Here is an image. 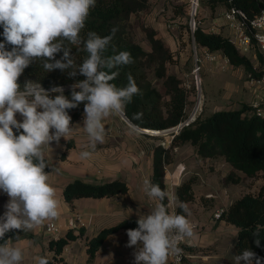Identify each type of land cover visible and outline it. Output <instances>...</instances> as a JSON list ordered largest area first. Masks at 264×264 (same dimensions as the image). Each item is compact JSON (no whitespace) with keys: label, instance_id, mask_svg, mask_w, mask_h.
I'll return each mask as SVG.
<instances>
[{"label":"clouds","instance_id":"9594fccd","mask_svg":"<svg viewBox=\"0 0 264 264\" xmlns=\"http://www.w3.org/2000/svg\"><path fill=\"white\" fill-rule=\"evenodd\" d=\"M95 4L96 0H0L4 37L0 42V190L9 197L0 217V239L12 230L31 231L60 215L56 188L49 183L51 173L45 171L44 148L61 137L67 139L74 130L67 110L85 102L83 129L90 150L81 151L79 156L88 159L105 141L104 119L124 116L127 105L140 94L131 76L124 87L112 83L118 75L112 70L133 62L128 51L105 55L115 29L104 37L94 31L86 38L81 36ZM6 44L12 46L10 50ZM72 46L87 54L82 63H76ZM35 60L41 61L45 71L70 70V77L80 74L86 78L72 85L71 99L60 86L51 88L57 93L54 98L38 82L26 81L21 88L18 80ZM17 113L22 122L16 119ZM132 119H139V115ZM129 124L132 131L138 130L131 121ZM13 129L22 132L16 135ZM144 186L147 196L159 202L149 214L139 216L137 228L127 230V246L136 247L135 264H168L170 256L182 253L180 242L196 235V225L186 215L169 213L163 203L167 193L158 184L146 179ZM180 207L188 213L185 205ZM260 233V227L252 232L257 246ZM11 241L0 244V264H21L24 259L23 250ZM35 260L49 264L46 256ZM241 261L262 264L251 249L233 257L234 264Z\"/></svg>","mask_w":264,"mask_h":264},{"label":"trees","instance_id":"16d2710c","mask_svg":"<svg viewBox=\"0 0 264 264\" xmlns=\"http://www.w3.org/2000/svg\"><path fill=\"white\" fill-rule=\"evenodd\" d=\"M150 1L96 0L95 7L90 10L81 36L86 38L89 31H94L104 37L111 35L115 29L105 55L128 51L133 62L113 69L112 71H117L118 75L112 83L118 87H124L128 84V78L131 76L140 89V94L135 95L132 102L127 105L125 115L141 129L165 130L178 126L188 118L186 113L188 99L181 79L168 73V65L176 62L175 54L157 36V31L152 27L143 26V31H145L151 47L149 51L145 50L136 40L133 16L145 12ZM208 6L212 12L219 7H223L225 10L232 7L239 8L253 18L264 6V0H208ZM2 33L3 28L0 27V42L4 41ZM192 38L198 46L207 48L211 53H221L227 57L233 67H242L246 73L256 78L263 75L264 72L256 69L249 57L238 52L224 32L212 33L198 24L192 32ZM11 47L6 44L8 50ZM71 54L76 58L77 64L82 63L83 58L87 55L83 51H78L75 46L71 47ZM62 55L61 52L57 54L56 58L60 59ZM259 62L262 67L264 65L262 55H259ZM69 71L59 69L45 71L41 61L35 60L24 70L18 83L23 88L26 81L38 82L50 92L52 98L57 93H52L51 88L60 86L64 89V95L71 99L72 85L86 77L80 74L70 77ZM148 71H152L157 78L163 80L166 92L170 96L168 102L163 101L162 94L148 80ZM79 90L76 89V91ZM84 103L81 102L76 108L67 110L71 116V123L82 117ZM134 114H138L139 119H132ZM13 131L16 135L22 132V130L17 131L16 129ZM172 135L169 147L158 144L152 151L151 182L158 184L166 193V173L167 167L173 163V149L186 143H190L196 148L200 158L222 159L230 165L231 170L223 179L224 185L237 184L245 179L262 181L256 193H245L225 208L218 221H224L237 229L236 255L242 254L245 249H251L264 264V117L257 116L249 104L242 103L241 107L236 110H219L207 116L199 114L194 122L184 126L179 133L174 132ZM45 160L48 165L45 171L49 172L51 167L48 160L46 158ZM193 182L192 178L177 187V214L186 215L180 205L186 206L187 203L195 199ZM128 191L127 182L120 179L100 184L77 179L65 187L63 195L66 201L73 202L85 197H117L127 194ZM203 199L201 198L202 201ZM163 203L169 210L168 195ZM137 220L138 218L124 219L116 225L102 229L90 239L87 248V264H93L96 254L110 235L122 230L137 228ZM257 227L261 228L259 246L255 243L256 237L252 235ZM23 234L20 230H12L6 233L1 241H6L9 238L16 239L17 236L20 238ZM76 238L77 236L70 231L65 237L51 240L49 247L54 251V257L48 258L49 264H55L57 256L62 255L64 248Z\"/></svg>","mask_w":264,"mask_h":264},{"label":"crops","instance_id":"0c3cea01","mask_svg":"<svg viewBox=\"0 0 264 264\" xmlns=\"http://www.w3.org/2000/svg\"><path fill=\"white\" fill-rule=\"evenodd\" d=\"M209 31L215 33L225 31L226 35L230 34L228 26L223 31L219 29ZM204 49L208 50L205 47ZM212 54L217 56L216 59L212 60L206 57L204 62V67L206 68L207 66V71L210 73L213 74V68L220 66L221 63L222 67L229 66L228 70L230 72L232 71L231 69L235 68L230 63H228L229 65L226 63L225 57L221 53ZM230 76L231 81H229L228 87L225 88V85L220 88L221 97L219 98L222 100H218L219 105H215V108L211 109L210 114L224 109L236 110L241 107L239 103L242 104L246 101L247 104H251L256 99L259 92L256 93L254 86L250 82H248L250 89L247 94H240L236 98V71L233 70ZM230 99L231 101H229ZM204 114L206 116L210 115ZM16 119L22 122L23 117L16 115ZM83 121L84 113L81 118L71 123L74 130L67 139L61 137L58 143L53 141L50 143V148L47 146L44 148L45 158L51 167L50 171L47 172L51 173L49 183L56 188L57 198L60 201V215L55 219L46 220L42 225L31 231L24 232L18 239L9 238L14 246L23 250L24 259L21 264H37L35 260L37 256L54 257V251L49 247V243L54 240V237L46 229V224L49 222H55L59 227L57 240L65 237L70 231L77 236L64 248L62 255L57 256L55 264H87V248L90 239L95 237L102 229L116 225L124 219L139 218L141 215L149 214L159 202L154 198L148 197L144 190V181L146 179L151 181L153 173L152 151L155 145L146 150L137 140L140 148L135 147L134 152L137 155L129 159L127 135L121 130L112 129L108 132L119 137L121 139L120 142L126 145L122 147L120 154L117 155L118 151H116V155H112L111 152L102 153L100 150L103 148H100L96 149L90 158L81 159L79 153L90 150L87 147L89 143L88 135L82 127L84 126ZM146 152L150 154L148 162L142 159L145 157ZM177 168H180L178 172L175 171L172 174L168 170L166 174V189L169 197L168 211L169 213H176V189L184 181L193 178L195 199L194 202L186 204L188 213H190V215L186 213V216L191 222L199 225V228L203 224H208L199 221L200 218L208 216L213 218V214L217 210L227 208L235 199L245 194L240 193V187L245 180L233 184V186L222 185V179L231 170L230 165L222 159H200L198 163L194 162L188 166L180 164V167ZM77 179L93 184L120 179L127 182L129 191L127 194L117 197H85L68 202L64 198L63 191L70 182ZM261 183V180H257L258 187H254L256 191L252 193L258 191ZM201 198L205 200L203 199L202 201ZM8 200L7 194L0 190V217L6 211L5 205ZM194 207H199V211L194 210ZM203 210L204 215H199ZM126 233L127 231L122 230L110 235L96 254L93 264H135L133 253L136 251V247L127 246L128 236ZM187 241L189 242L190 238H187ZM4 242L0 239V244ZM189 243V245H194L191 242ZM187 249L189 258L186 259L185 264H196V261L200 259L199 255L192 252L194 248L188 246ZM232 255L235 257L236 252H233Z\"/></svg>","mask_w":264,"mask_h":264},{"label":"rangeland","instance_id":"374dc122","mask_svg":"<svg viewBox=\"0 0 264 264\" xmlns=\"http://www.w3.org/2000/svg\"><path fill=\"white\" fill-rule=\"evenodd\" d=\"M224 12L225 8L223 7H219L216 11L212 12L208 6V0H199L194 14L193 0H151L145 12L133 16L132 20L136 31V40L145 50L149 51L151 47L145 31H143V26L155 29L157 36L174 52L176 62L168 65V73L176 75L182 81V86L187 93L188 104L186 113L188 117L191 116L195 108L199 109L198 114L206 116L204 113L210 114L211 109H214L215 105H219L218 100H222L219 98L221 97V92L219 93L220 88L225 85V88L228 87L233 70L236 71V98L240 94H247L250 89L248 73L242 67H232L233 69L230 72L228 70L230 67H222L221 63L220 66L213 68V74L207 71V66L206 68L204 67L205 58L207 57L206 50L198 46L192 38V29L198 24L206 30L219 29L223 31L227 26L224 23ZM195 46L201 66L199 71H196L197 57L194 49ZM250 58L253 61V56ZM147 78L153 87L162 94L163 101L168 102L170 96L166 92L163 80L157 78L152 71L147 72ZM244 102L246 103V101ZM239 104L241 106V103ZM16 115L21 116L19 113ZM103 123L107 134L104 143L99 144L97 149H105L104 151L103 149L100 151L106 154L111 152L112 155H116V151H118L117 155L120 154L122 147L126 145L120 142L121 139L119 137L111 135L108 131L112 129L121 130L127 135L126 141L127 148L129 149L127 150L129 159L137 155L134 152L135 147L137 148L141 144L146 150L157 144L169 147L173 138L172 132L152 134L143 132L140 129L134 132L131 130L130 124L122 116H109L104 119ZM137 140H139L140 145L137 144ZM149 155L146 152L145 157H141H144L142 159L148 162ZM200 159L202 158L197 154L196 148L190 143L177 146L173 149V163L167 167V172L169 170L173 174L175 171L178 172L180 170V168H177L180 167V164L188 166L194 162L198 163ZM223 179L222 185L224 186ZM228 185L233 186V183H229ZM254 187H258L256 179H245L244 184L240 187V193H252L256 191ZM193 209L198 210L199 207H194ZM199 215L203 216L204 210ZM199 221L208 223L209 225L200 224L201 227L199 228V225L194 222L196 225V235L190 238L189 241L194 245L188 246L194 248L192 252L197 253L200 257L196 261V264H234V256L232 254L236 252L237 229L225 222H217L218 220L216 221L214 216L213 218L209 216L203 217ZM240 264H245V262L241 261Z\"/></svg>","mask_w":264,"mask_h":264},{"label":"built area","instance_id":"2783aa9c","mask_svg":"<svg viewBox=\"0 0 264 264\" xmlns=\"http://www.w3.org/2000/svg\"><path fill=\"white\" fill-rule=\"evenodd\" d=\"M223 17L228 28L230 29V34L228 35L230 42L236 47L241 55H245L249 58L253 56L252 62L254 63V67L264 72V65L260 67L259 62V55H262V58L264 59V6L260 8V11L253 18L249 17L243 10L235 7L225 10ZM195 28L196 26L193 27L192 32L195 30ZM194 49L197 57L196 71H199L201 66L199 64L200 60L197 56L196 46ZM206 53L207 57L211 58L212 60L216 59L217 57L209 50H206ZM225 60L226 63H229L227 57H225ZM248 78L251 85L254 86L256 93L259 92L256 99L249 105L254 109V112L257 116L264 117V73L260 78L253 77L251 74H248ZM198 110V108H195L191 116L178 125L181 127H179L175 133H179L180 129H182L184 126L194 122L200 114H198ZM223 211V208L217 210L214 213V219L219 220ZM46 229L51 232V235L54 237L53 239L57 240L59 227L56 225V223H47ZM188 245L189 242L187 241V238L180 242L179 247L182 249V253L179 256H170L168 264H185L186 259L189 258V252L187 249Z\"/></svg>","mask_w":264,"mask_h":264},{"label":"water","instance_id":"95a60500","mask_svg":"<svg viewBox=\"0 0 264 264\" xmlns=\"http://www.w3.org/2000/svg\"><path fill=\"white\" fill-rule=\"evenodd\" d=\"M195 12L193 11V14H194ZM128 123H129V119L126 117V115H124V116H122ZM131 124L132 125H135V124H133L132 122H131ZM179 127H181V126H176V127H173V128H169V129H165V130H145V129H141V128H139L138 127V129H140L141 131H143V132H147V133H152V134H163V133H173V132H176L178 129H179Z\"/></svg>","mask_w":264,"mask_h":264},{"label":"bare ground","instance_id":"6f19581e","mask_svg":"<svg viewBox=\"0 0 264 264\" xmlns=\"http://www.w3.org/2000/svg\"><path fill=\"white\" fill-rule=\"evenodd\" d=\"M198 1L199 0H193V11L195 12L198 6ZM201 100V99H200Z\"/></svg>","mask_w":264,"mask_h":264}]
</instances>
